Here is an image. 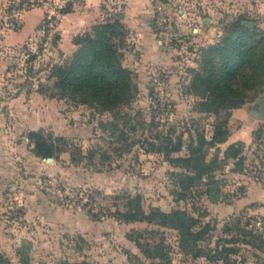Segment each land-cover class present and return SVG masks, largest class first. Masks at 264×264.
Segmentation results:
<instances>
[{"label": "rangeland", "instance_id": "obj_1", "mask_svg": "<svg viewBox=\"0 0 264 264\" xmlns=\"http://www.w3.org/2000/svg\"><path fill=\"white\" fill-rule=\"evenodd\" d=\"M86 1L0 0V264L160 263L145 258L129 235L152 247L164 238L171 248L172 264H218L203 253L194 258V252H180L177 232L172 229L109 217L107 210L111 215L125 210L127 195L140 196L146 210L183 209L200 216L210 225L200 244L207 251L218 243L235 248L231 264H264V142L258 145L253 135L245 140L251 122L256 124L253 132L264 127V119L254 112L255 103L264 96V70L256 84L244 90L245 103L236 108H230V103L225 108L210 103L202 98L201 88L192 87L203 50L228 36L234 22H253L264 31L259 26L264 20L253 13L254 1L164 0L177 16L199 7L201 18L215 20L212 26L217 41L191 45L198 56L194 57L195 66L185 70L186 75L172 64L178 55L170 51L164 63H147L137 58L132 41L125 43L126 36L114 40L133 86L132 101L115 112L133 116V125L140 120L137 112L148 123L150 115H156L155 122H161L153 132L175 126L177 134L183 133L184 148L170 157L139 145L130 153L115 154L114 147L124 144L118 141L120 132L127 130L123 121L117 122V131L110 113L76 103L72 96L61 97L56 89L51 69L73 57L79 36L99 24L120 21L124 11L125 0H98L90 5ZM67 2L77 5L84 19L81 27L74 17L60 12ZM152 3L154 18L158 7L154 0ZM241 108L246 110L247 120L235 115ZM217 125L226 134L212 143ZM30 131L65 138L82 154L94 150L93 163L77 151L74 154L79 162H72L71 147H64L53 162L35 156L27 138ZM239 132L243 141L229 144ZM146 133L150 135L137 125L136 131L129 132L128 142L142 140ZM199 134L211 142L202 146L200 156L205 155L207 163L214 162L212 173L223 191L219 202H212L200 189L201 194L183 197L175 185L173 174L183 172L184 163L171 158L187 156ZM222 140L226 141L220 143ZM239 143L243 144V166L224 157L230 146ZM101 153L108 159L99 160ZM90 208L103 218L94 220Z\"/></svg>", "mask_w": 264, "mask_h": 264}, {"label": "trees", "instance_id": "obj_2", "mask_svg": "<svg viewBox=\"0 0 264 264\" xmlns=\"http://www.w3.org/2000/svg\"><path fill=\"white\" fill-rule=\"evenodd\" d=\"M160 1L164 2V0ZM163 4L168 5L167 3ZM73 7L72 2H67L65 8L60 9V12L69 14L73 12ZM243 21L234 22L228 36L203 50L200 70L199 72L196 71L192 83L193 88L202 89V98L208 99L207 101L210 103L217 102L224 108L228 107V103H230V108H236L238 105L244 104L245 99L242 97L244 90L247 87L254 86L264 70V31L258 29L257 26L246 27ZM126 34L127 31L122 23L115 21L99 24L93 27L91 31L79 36L75 42L78 49L73 57L63 64L53 66L51 69V75L55 78V87L61 97L72 96V100L76 103L110 113L115 130H119L117 122L123 121V125L127 130L120 132L118 141L124 144L122 148L114 147L115 154L130 153L135 145H139L141 148L146 147L145 151L163 153L170 157L171 154L179 153L184 148L183 133L177 134L175 126L170 124L165 128V131L153 132L152 130L155 127L158 128L161 122V120L159 123L155 122L156 115L151 114L152 120L148 123L141 117L143 115L137 112L135 115L140 117V120L136 125H133L131 124L133 116L129 114L119 115L115 112L116 108L129 105L132 101L130 91L133 86L128 77L129 73L123 67L120 60L121 54L117 52L114 46V40L124 38ZM157 124H159L158 127ZM137 125L146 128L150 135L146 133V137L142 140L128 142L129 132L136 131ZM221 134H226V130L221 125L215 126L212 143L217 142L216 140ZM254 136L259 143L258 145L261 141L264 142V127L260 126L254 132ZM27 138L33 145L32 153L41 159H58V155L65 149L64 147L72 148L70 156L71 161L75 163H78L79 160H76L74 151L83 155V158L91 164L96 154L94 150L82 154L75 144H70L62 137L44 136L38 132L30 131ZM225 141L219 142L224 143ZM210 143L203 134H199L195 142L192 141L191 146H189L187 156L171 158L174 159L171 161L184 163L182 168L184 171L173 174L178 193L183 197L187 193L199 192L197 189H200V192L202 191V194L212 202H219L222 199L221 184L212 173L214 162L207 163L205 155L200 156L202 146ZM242 154L243 144L239 143L230 146L224 157L233 159L238 166H243L245 159ZM108 157L105 153H101L99 160L104 161ZM125 207L124 211L117 214L111 215L108 210L107 213L109 217L125 223L154 224L161 228L176 231L179 251L184 253L194 252V258L201 256V253H203L202 256L207 260L215 261L218 264L235 262V260H230V257L236 251L235 248L218 243L215 248L207 251L200 244V242H204L206 232L210 226L204 224L200 216L195 217L183 209L165 212L160 208L150 207L149 210H146L142 206L140 196L127 195ZM88 212L94 220L103 218L100 214L93 212L91 208ZM237 222L235 225L238 224ZM128 239L135 242L145 258L158 260L163 264H172L170 258L171 248L165 243L164 238L161 237L154 247L149 243L142 244L140 238H135L133 235H129Z\"/></svg>", "mask_w": 264, "mask_h": 264}, {"label": "crops", "instance_id": "obj_3", "mask_svg": "<svg viewBox=\"0 0 264 264\" xmlns=\"http://www.w3.org/2000/svg\"><path fill=\"white\" fill-rule=\"evenodd\" d=\"M94 1L98 0H88L86 1L87 5H90V3H95ZM100 1V0H99ZM158 9L160 8V5H163V3L160 0H154ZM255 10H253V13L257 15H260L259 18L261 20H264V0H253ZM73 4H75L73 2ZM81 6V5H79ZM152 0H125L124 2V11L122 14L119 15L120 22L124 26L125 30L127 31V35L125 37V43L128 44L130 41H132V46L134 49V52H136L137 55L141 60L149 63H155V64H162L165 61V58H168L167 54L170 51L172 55H178L174 61H172V64L177 66L178 68H181V73L186 75L185 70H187L191 65L193 64L195 66L194 57L198 56V52H195L194 49L191 46L193 43L195 44L197 41H210V42H216L217 41V32L216 27H213L212 24L215 22L213 17H200L198 14V9L195 11H192L191 13H180L179 16L177 14L173 13L172 9L168 7L169 14L172 18V21L174 23V26L178 28L180 31L184 32L186 37L179 40L178 42H175L172 48L165 47L161 45V43L157 40L153 30H152V21L153 17H151L152 10ZM252 7V3L249 5V8ZM66 17H74V20L76 21L77 25L81 27L80 22L84 21L82 14L77 10V5L73 7V12L69 14H65ZM204 20V21H203ZM207 20V22H205ZM197 26L198 33L196 36L192 38L189 37V32L194 27ZM261 28H264V22L260 23ZM188 36V37H187ZM203 42V41H202ZM191 46L188 50V47ZM196 50V49H195ZM128 52V51H126ZM256 104V103H255ZM255 106V105H254ZM237 113L235 114L239 119L241 120H247L245 117L247 115V112L244 108H241L239 110H235ZM251 130L250 134L248 136V133H245L246 141L251 139V136H254V129L256 128L255 122H251L250 124ZM242 132H239L236 135H233L231 137V140L229 144L235 143L236 141H243ZM33 147L31 143L30 149ZM54 161V159H53ZM52 161V162H53Z\"/></svg>", "mask_w": 264, "mask_h": 264}, {"label": "built area", "instance_id": "obj_4", "mask_svg": "<svg viewBox=\"0 0 264 264\" xmlns=\"http://www.w3.org/2000/svg\"><path fill=\"white\" fill-rule=\"evenodd\" d=\"M167 7L168 6L165 4L160 5V8L152 21V30L161 45L172 48L175 42H178L179 40L181 41L186 35L174 26ZM194 29L196 31L192 28L189 32V37L187 36L188 38L197 35L199 28L195 26Z\"/></svg>", "mask_w": 264, "mask_h": 264}, {"label": "water", "instance_id": "obj_5", "mask_svg": "<svg viewBox=\"0 0 264 264\" xmlns=\"http://www.w3.org/2000/svg\"><path fill=\"white\" fill-rule=\"evenodd\" d=\"M207 20H205L206 22ZM245 26L252 28L254 27V23L253 22H245ZM254 112L255 113H259L262 118L264 119V96L258 100V102L255 104L254 106ZM48 162H52L53 158H47L46 159Z\"/></svg>", "mask_w": 264, "mask_h": 264}]
</instances>
